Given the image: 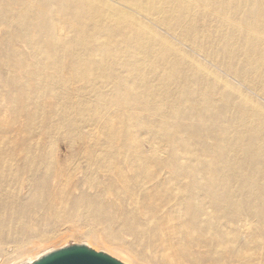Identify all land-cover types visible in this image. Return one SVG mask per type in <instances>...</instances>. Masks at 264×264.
Returning <instances> with one entry per match:
<instances>
[{
	"label": "bare ground",
	"instance_id": "1",
	"mask_svg": "<svg viewBox=\"0 0 264 264\" xmlns=\"http://www.w3.org/2000/svg\"><path fill=\"white\" fill-rule=\"evenodd\" d=\"M20 1L0 0L1 43L24 66L0 74V264L34 263L65 233L125 264H264V224L233 204L246 190L264 211V0ZM9 83L42 142L79 134L68 166L4 119ZM58 193L76 216L53 235L36 222ZM130 231L142 258L118 240Z\"/></svg>",
	"mask_w": 264,
	"mask_h": 264
},
{
	"label": "rangeland",
	"instance_id": "2",
	"mask_svg": "<svg viewBox=\"0 0 264 264\" xmlns=\"http://www.w3.org/2000/svg\"><path fill=\"white\" fill-rule=\"evenodd\" d=\"M20 2L25 3V2H29V0H23V1L21 0ZM1 31L3 34V33L8 31V28L3 27L1 29ZM18 48L22 50L20 44H19ZM26 50H27L26 47H24V52ZM8 61L9 62L13 61L15 63V64L12 63V66L10 67V72L12 74H14L15 76L16 75L21 76L22 75L21 72L24 70V66L21 65L20 61H18L16 59L11 60L9 58V56H6L5 47L1 43V38H0V74H3V72H2L3 68L2 67ZM16 79L18 80L17 85H20L23 83H31L34 78L32 76H30V77H23V78H16ZM81 85H82V83H78V84H76V87H79ZM22 96H23L22 89H17L16 84H12V86L10 87V83H9V86H7L5 88V97H4V100L2 103V104H4V119L6 121H10L11 115L14 116L15 115L14 112H16L17 118L19 120V133H20L21 139L25 140V141H32V142L38 143L40 153L45 154V152L46 153L50 152L52 154V156L54 157L55 163H56V165H58V167L65 166V165L68 166L71 162H73L75 160L77 153H80L82 151V148L85 146L84 142H82V140L78 137L79 134L73 136V138H71V139L65 138L63 135L53 134L50 137L46 138L45 141L42 142L37 137V135L32 132L33 129L30 128L29 123L31 122L32 125L35 124L34 128H36L37 124H42L44 122L41 119L37 118L36 116L29 119V117L32 116V113L34 111V109L31 105L28 107V109H29L28 112H22L21 110H19L20 106L22 104V101H21ZM46 102L50 103V104L55 103L56 99L48 98V99H46ZM141 136L143 138H148V134H141ZM161 144H167V141H164L163 143H160L158 141L152 142L150 144V146H152L153 149H155L157 151L162 150V149H166V146H163ZM144 146L149 147L148 143H145ZM58 177H59V182H56V184H59L60 186H65L66 184H68V183H66V178L68 180V177L71 179L68 181L82 183L81 179L85 178V172H83V169L80 168L77 170H72L71 172L64 171L62 176L60 175ZM83 187L87 191L91 192V194L93 196H95L96 193H98L100 191L99 187L101 188L103 186L100 185L97 187L98 189L97 188L91 189L86 184H83ZM236 194H237V197H235L234 199H237V200H239V198L241 200L242 196L248 195L246 190H243V191L240 190V191L236 192ZM107 196H109V195L106 194L104 197L108 198ZM110 196H113V195H110ZM64 200H65V198H64ZM240 200L236 203H233V204L237 205L240 203L239 205L242 206V207H240L241 213L249 215V216H253L252 220H258L259 222L264 224V211L260 209V206H258L256 204H253V205L248 204V202L246 201L245 198L244 199L242 198V201H240ZM51 203H52L50 206L51 209L49 211H46V213L41 211L37 214L38 220L36 223L38 224L39 229H42L44 227L47 229V232L49 234L55 235L59 232L65 231L67 226L71 224L70 222H68L65 224L67 226H64V225L61 226L60 221L66 220V219L70 220V221L74 220L75 216H76V212H71V213H67L66 215H64L60 211V206L63 203L62 193H58L56 195L52 194ZM80 227L84 233L85 232L87 233L89 230H92L91 226H86L83 223L80 225ZM99 229H100V227H98V229L95 230L94 232L100 233L101 231ZM260 231L264 234V227ZM103 233H104V235L108 234V232L106 230ZM65 235L68 236L67 238L63 239V241L66 240L65 241L66 245H71V244H74L76 242V239L70 237L69 233H65ZM27 240L28 239H24V243H26ZM118 240H120L128 248V250H130V252L135 253V254H139L140 258L143 257L142 256L143 254H141L142 250L144 249L143 245H141L135 239V236L131 231L123 233L119 237ZM122 240H124V241H122ZM96 247H98V246H96Z\"/></svg>",
	"mask_w": 264,
	"mask_h": 264
},
{
	"label": "water",
	"instance_id": "3",
	"mask_svg": "<svg viewBox=\"0 0 264 264\" xmlns=\"http://www.w3.org/2000/svg\"><path fill=\"white\" fill-rule=\"evenodd\" d=\"M31 264H125L104 251L71 244L52 251Z\"/></svg>",
	"mask_w": 264,
	"mask_h": 264
}]
</instances>
